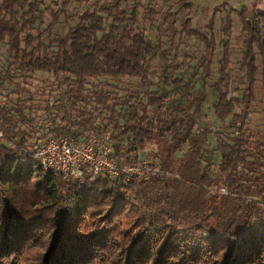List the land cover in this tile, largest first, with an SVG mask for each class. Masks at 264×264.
Returning a JSON list of instances; mask_svg holds the SVG:
<instances>
[{
  "label": "trees",
  "instance_id": "obj_1",
  "mask_svg": "<svg viewBox=\"0 0 264 264\" xmlns=\"http://www.w3.org/2000/svg\"><path fill=\"white\" fill-rule=\"evenodd\" d=\"M72 1L63 0L53 11L48 0H0V44L7 43L24 72L49 74L59 88L68 87L77 116L72 123L64 99L41 101V123L23 97L13 107L0 106L6 138L0 140V264H264V141L247 129L259 75L264 92V9L223 2L202 32L193 26L194 2L179 0L162 21L170 37H197L205 45L194 78L202 70L207 77L221 45L211 107L220 119L234 117L239 125L230 141L217 139L224 179L214 191L216 165L201 168L197 144L203 141H189L182 132L187 120L178 126L167 95L152 90V60L166 61L170 51H159L140 33L142 5L129 12V0L107 6L98 1L107 17L88 9L56 45H46L44 37ZM156 1L144 7L145 20L155 21ZM233 13L245 33L238 65L245 83L234 89ZM101 78H136L145 91L129 100L103 91L86 95V82ZM205 87L196 114L205 103ZM47 132L75 139L111 132L116 157L129 164H139L140 152L157 143L151 165H160L161 172L126 184L122 178L81 182L45 171L34 145ZM178 150L184 151L181 159Z\"/></svg>",
  "mask_w": 264,
  "mask_h": 264
},
{
  "label": "rangeland",
  "instance_id": "obj_2",
  "mask_svg": "<svg viewBox=\"0 0 264 264\" xmlns=\"http://www.w3.org/2000/svg\"><path fill=\"white\" fill-rule=\"evenodd\" d=\"M34 1V0H28ZM63 0H48L47 4L53 11H57L61 7ZM101 0H73L66 11L60 15L59 22L56 23L52 34L45 36L46 45H56L57 41L64 37L71 27L78 23V17L82 12L88 9H95L99 13L107 17L106 12L100 11L97 2ZM116 0H102L106 6L115 2ZM179 0H157L151 4V7L157 12L155 21H147L143 18L144 7L149 6V0H129L125 8L131 12V9L136 4L140 3L138 13L140 14L139 27L140 33L149 41L153 47L158 48L159 51H170L169 59L166 61L154 58L152 60V73L150 80L153 83L152 90L167 95V105L176 112L177 125H181L182 120H187L182 130L184 136L189 137L188 140H198L202 142L197 144L201 155V168H205L208 164L216 165V180L212 182L211 189L216 190L217 186H221L224 175L218 166L220 164V156L217 151V139L220 137L223 140H229L236 137L238 130V121L234 117L227 119H220L211 107V104L216 99V92L214 84L218 79V63L221 59V45L216 51L210 72L205 77L206 73L202 70L194 78L196 65L204 53L205 45L197 37L182 38L170 37L169 33L165 31L162 25L164 14L170 8L177 9ZM195 8L192 12L193 26L200 31H204L206 21L211 16L215 7L221 3H228L229 6L239 9L243 5L251 8L257 7L264 9V0H192ZM43 6L41 9L43 10ZM183 10L179 15V21H182L186 15ZM50 13L46 14V23L52 21ZM234 19V31L231 39V58L232 68L234 71V78L232 88H242L245 83V72L239 70V62L242 57L243 41L245 33L242 31L238 22L236 13L232 14ZM216 20V34L219 37V29L221 26V19L218 15ZM178 31L181 30L180 23L176 25ZM174 61V62H173ZM173 62L170 70H167L169 65ZM85 85V94L90 95L92 90L106 94H111L113 97L119 99L129 100L132 93L139 91L142 97L144 88L139 86V79L136 78H121L118 80L101 78L98 80H88ZM190 83L189 87L187 84ZM205 87V103L201 107L199 114L195 113V107L198 99L201 98L203 87ZM77 89L76 86H73ZM68 87L59 88L56 80L46 73H27L24 72L12 54L11 49L7 43L0 44V106L8 105L13 107L19 97H23L27 108L33 109V115L40 120L44 117V110L39 108L41 101L56 102L64 99L66 108L71 114L72 123L76 119V113L71 106L73 98ZM240 93H233L232 96H238ZM32 101H27L28 99ZM117 101V100H115ZM114 102V101H113ZM31 103H34L32 105ZM81 103L80 106H83ZM28 112V110H27ZM182 127V126H181ZM247 129L254 139H261L264 141V92L262 90V83L260 75L258 76V83L256 85V99L252 106V115L247 120ZM75 130V128H74ZM83 137H87L86 135ZM257 137V138H256ZM160 149L157 143L151 144L144 151L140 152L141 161H146L149 165L152 164L151 159L155 153ZM183 150L177 151V158H183Z\"/></svg>",
  "mask_w": 264,
  "mask_h": 264
},
{
  "label": "built area",
  "instance_id": "obj_3",
  "mask_svg": "<svg viewBox=\"0 0 264 264\" xmlns=\"http://www.w3.org/2000/svg\"><path fill=\"white\" fill-rule=\"evenodd\" d=\"M44 134V133H43ZM0 140L6 138L0 132ZM112 133L93 134L79 139L45 133L34 145L45 171L61 173L78 181H95L99 177L122 178L129 183L136 178L148 179L161 172L160 165L121 163L115 155Z\"/></svg>",
  "mask_w": 264,
  "mask_h": 264
}]
</instances>
